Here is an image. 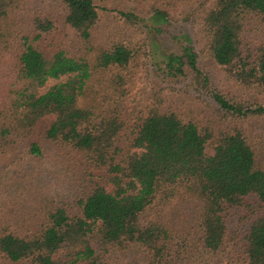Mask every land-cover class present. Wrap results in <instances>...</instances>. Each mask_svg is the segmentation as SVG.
I'll use <instances>...</instances> for the list:
<instances>
[{
	"label": "trees",
	"instance_id": "1",
	"mask_svg": "<svg viewBox=\"0 0 264 264\" xmlns=\"http://www.w3.org/2000/svg\"><path fill=\"white\" fill-rule=\"evenodd\" d=\"M28 1L0 0V161L54 115L44 140L73 153L89 170L90 185L71 211L41 196L25 224L0 221V254L12 263L102 264L111 249L136 243L148 264H178L174 241L191 218L188 235H198L203 251L217 252L229 208L249 196L264 206V161L248 134V123L264 118V0H215L197 17L207 35L202 53L220 67L230 94L214 86L187 39L179 50L149 49L137 30L159 33L170 21L165 9L153 8L148 18L115 11L122 31L103 45L95 34L107 9L96 0H61L73 38L69 47L47 51L40 40L54 30L52 19L37 15L32 36L20 34ZM150 60L169 78L189 76L213 100L221 127L167 106L161 87L143 110L128 111L127 83ZM25 154L40 158L42 144L28 143ZM241 257L264 264V210L243 237Z\"/></svg>",
	"mask_w": 264,
	"mask_h": 264
},
{
	"label": "rangeland",
	"instance_id": "2",
	"mask_svg": "<svg viewBox=\"0 0 264 264\" xmlns=\"http://www.w3.org/2000/svg\"><path fill=\"white\" fill-rule=\"evenodd\" d=\"M96 1L107 9L102 12L97 23L95 42L98 44L110 43V39L116 38L122 31L124 22L115 11H130L148 18L153 8L165 9L170 21L160 26L159 33L151 32L144 26H140V30H137L141 36L146 37L149 49L156 50L155 46L159 45L164 49L179 50L180 42L187 39L198 55L200 66L210 76L214 86L227 94L233 92L226 85L220 67L202 53L207 35L197 17L212 7L215 0ZM65 12L61 0H29L21 12L22 15L20 14L23 20L19 29L20 34L32 36L31 20L41 15L52 19L55 24L54 30L43 35L40 40L44 48L48 51L54 45L69 47L73 30L65 24ZM157 87L166 88L164 95L167 106L190 112L201 124H209L217 129L221 127L216 105L208 94L198 93L193 88L189 76L174 78L165 76L157 65L151 63V60L147 62V66L139 68L128 81L126 109L143 110ZM126 117L129 118V115ZM53 118L54 115L44 117L27 137L15 144L13 153L0 161V182L2 181L6 188L4 193L0 192V221H7L5 223L12 224L13 227L25 224L24 217L27 216L28 211L37 208L41 196L50 205L65 206L70 210L75 206L77 198L90 185L89 170L74 157L73 153L44 140L43 133ZM248 124V134L254 138V141L251 138L249 141L253 143L257 158L264 161V118L251 120ZM33 141L42 144L43 155L40 158H30L25 154L26 145ZM206 152L212 153L210 145L207 146ZM14 185L16 186L12 188ZM32 196L37 197L35 202H30ZM8 201H11L10 205ZM263 210L264 206L255 196H249L238 206L229 208L226 212L227 237L222 247L213 253L201 249L198 235H188L192 231L189 229L192 218L190 221L186 220L188 226L178 229L179 236L173 245V249L179 250L178 264H243L241 257L243 237L250 224L261 215ZM187 212L186 215L191 217L190 210ZM182 213L185 214L186 211ZM173 215L175 212L168 213L170 220ZM173 219L177 223L174 217ZM33 225L34 223L31 224V228ZM102 261V264H148L146 250L136 243L123 250L111 249L102 256ZM0 264H30V262L12 263L0 254Z\"/></svg>",
	"mask_w": 264,
	"mask_h": 264
}]
</instances>
